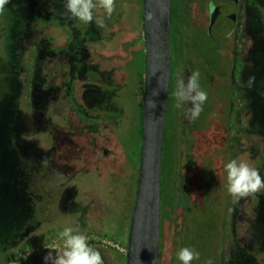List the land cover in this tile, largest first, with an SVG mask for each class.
I'll return each mask as SVG.
<instances>
[{
  "label": "rangeland",
  "instance_id": "1",
  "mask_svg": "<svg viewBox=\"0 0 264 264\" xmlns=\"http://www.w3.org/2000/svg\"><path fill=\"white\" fill-rule=\"evenodd\" d=\"M28 2L31 3L10 0L0 14V257L4 247L36 230L39 236L29 237L3 264L10 263L11 258L24 249L30 254H22L20 262L13 264H28L32 255L48 243L55 244L57 251H63L59 246L60 233L71 227L73 234L85 232L109 237L113 241L111 245L93 239L87 243L101 253L104 264H126L123 249L127 246L137 183L146 65L142 0H115L111 17H107L102 8L94 9L95 16L104 18L103 27L70 18L71 14L66 21L55 20L59 28L54 34L57 43L51 53L56 51V57L67 60L55 64L59 77L53 82L56 88L61 78L67 77L69 92L64 100L57 88V96L48 103L53 112L43 123L42 118L39 122L30 113L28 84L32 85L31 81L49 70V64L42 69V61L49 59L43 54L44 43L34 40L30 47L28 45L33 31V9ZM185 36L190 38L189 50L198 51L194 56L198 59L196 71L200 73L199 84L207 93V100L196 119L198 142L195 144L191 139L195 156H192L194 165L188 170L185 153L193 144L184 140V103L177 108L175 96L176 82L184 68V30L180 28L176 40L170 41L171 55H176L174 58L179 64L171 71L165 122L163 155L168 167L165 187L171 198L175 182L177 191L188 178H195L196 184L190 186L182 198L179 196L180 203L175 204L166 263L182 264L178 252L184 248L185 232V247L200 254L191 264H207L208 261L225 264L230 255L223 252V237L229 230L224 216L225 209L234 200L228 192L225 165L233 158L230 152L220 154L215 134L206 128L212 110L208 85L219 77L228 79L229 73L224 68V72L214 74V64L211 69L206 66L203 59L223 58L208 54L205 46L209 48V42L199 38L197 29L186 26ZM83 55H87V59ZM49 85L48 93L55 89ZM219 90L222 98L219 121L223 124L229 117V91ZM42 101L39 98V106L44 107L45 99ZM19 105L25 109V121L16 116ZM205 112H208L206 116ZM177 113L182 120L179 124ZM92 118L97 119L96 124ZM258 128L264 131V127ZM63 139L69 144L68 152L63 151L67 146L60 141ZM37 153L41 157H37ZM27 163L32 165L26 166ZM38 222H42L38 229L33 228ZM255 231L259 234L258 243L264 245L262 220L255 221L254 225L252 222L249 236ZM240 260L247 264L245 258Z\"/></svg>",
  "mask_w": 264,
  "mask_h": 264
},
{
  "label": "flooded vegetation",
  "instance_id": "2",
  "mask_svg": "<svg viewBox=\"0 0 264 264\" xmlns=\"http://www.w3.org/2000/svg\"><path fill=\"white\" fill-rule=\"evenodd\" d=\"M27 1H31L27 4L33 9V31L28 45L34 43V40L36 43H43L46 38L48 44H54L56 40L51 33L53 28L55 30L57 27L54 23L55 20L59 23L66 21V17L70 15L66 10L65 0ZM225 21L232 25V30L229 32L231 35L229 36V33L218 36L212 35L211 25L213 22L221 24ZM186 26H193L195 30H198L200 39L208 40L209 43L207 44L210 47L206 48L205 46L208 54H212V57L223 58L203 59L206 66L211 69L214 64V74L224 72V68H227L229 73L228 79L219 77V80L208 85L211 92L209 98L212 102V110L209 113L211 117L209 116V125L206 129L209 133L215 134V144L220 149L221 155L230 152L233 159L243 161L242 159L245 158V161L256 168L264 177V131L259 130V128L256 129L257 126L264 127V0H171L169 43L172 38L176 40L180 28L182 31L184 30V59L182 60L184 68L179 81L185 82L191 72L197 70L198 60L194 59L198 51L189 50L191 49V42L190 38L185 36ZM42 47L44 48V46ZM57 55L54 52L49 54V59H52V63H55L56 66L59 60ZM175 56L171 55V71L178 68L179 61L174 58ZM56 66L53 70L55 74L57 72ZM252 76L255 77V85L249 84V77ZM222 88L229 91L227 99L229 117L223 124L219 121L222 112V98L219 89ZM190 106V104L184 103V140L191 144V139H193L196 144L198 142L195 133L196 120L191 121L186 117L187 109ZM207 114L208 112L204 113L205 116ZM177 117L179 124L182 120L179 114ZM222 128L223 133L220 132ZM194 142L189 152L185 153L188 170H191L194 165V158L192 157L195 156ZM181 156L184 157V154ZM195 184V178H188L178 192L183 195L190 186H195ZM176 187L175 182L174 188L176 189ZM178 192L175 191L177 195ZM230 199L234 198L231 197ZM262 202H264V189L248 197L239 200L234 199L233 204L231 203V206L225 209V225H228L229 230L223 237L225 240L223 252L224 255L226 253L230 255V259L225 264H242V260H240L242 258H245L247 264H264V245L258 243L259 234L255 231V233H251L252 237L249 236V226L252 222L253 225L255 221L262 220L264 222ZM41 223L38 222V224L33 225V228L38 229ZM162 226L161 218L160 251L165 239L169 246L171 224L166 227L164 238L162 237ZM39 234V230H36L30 234V237H38ZM250 238H252L253 244ZM185 241L184 232V247ZM59 252L62 251H54L53 255ZM48 253L49 251L45 250L37 251L32 255L29 264H45L44 257Z\"/></svg>",
  "mask_w": 264,
  "mask_h": 264
},
{
  "label": "water",
  "instance_id": "3",
  "mask_svg": "<svg viewBox=\"0 0 264 264\" xmlns=\"http://www.w3.org/2000/svg\"><path fill=\"white\" fill-rule=\"evenodd\" d=\"M142 13L146 65L141 102V144L126 264H158L161 242L163 145L171 78V0H142ZM231 30L232 25L227 21L211 25L214 36ZM157 90L159 95H154Z\"/></svg>",
  "mask_w": 264,
  "mask_h": 264
},
{
  "label": "clouds",
  "instance_id": "4",
  "mask_svg": "<svg viewBox=\"0 0 264 264\" xmlns=\"http://www.w3.org/2000/svg\"><path fill=\"white\" fill-rule=\"evenodd\" d=\"M10 0H0V14H3L5 6ZM66 10L71 14L70 18H77L86 23L94 22L98 27L104 26V18L94 15V9L102 8L107 17H111L115 10V0H66ZM151 19V16L148 17ZM231 34L229 33V36ZM200 73L193 71L188 76L187 81H179L175 96L177 98L176 107L183 103L191 106L187 109L186 117L195 121L203 111V104L207 100V93L200 88ZM255 77H249V84L254 83ZM154 95H159V91H154ZM228 181V192L235 199L239 200L259 193L264 189V177L259 171L250 166L245 161L232 159L225 165ZM74 229L66 227L60 236L64 239V250L53 255L49 251L44 257L45 264H104L101 253L89 247L87 238L81 234H73ZM199 252L194 249L184 247L178 252V259L182 264H191L194 259H199ZM207 264H211L208 261Z\"/></svg>",
  "mask_w": 264,
  "mask_h": 264
},
{
  "label": "trees",
  "instance_id": "5",
  "mask_svg": "<svg viewBox=\"0 0 264 264\" xmlns=\"http://www.w3.org/2000/svg\"><path fill=\"white\" fill-rule=\"evenodd\" d=\"M83 56H84V58L87 57V55H83ZM62 60H67V59H59V62H61ZM64 63H66V62L64 61ZM38 74H39V72H38ZM72 80H75V78L72 79ZM31 82H32V85L30 83H29L30 85L28 84V89L30 88V91H31V92L28 93V96L30 97V102H28V106L32 107L30 113L33 114L34 116H36V119L37 120L39 119V122H41V120H40L41 118H42V123L43 122H47V119L49 118V116H51L50 113L53 112V110L48 107L49 100L51 98H53L54 96H57V93H56L57 88H58V92H59V89H60V93L62 95V99L66 100L65 99L66 95L69 92L70 79H67V77H64V78L62 77L61 78V82L56 87V89L51 90L49 93L46 92V87L48 86V84H50L49 86H52V88L53 87L55 88V84H54V82H53V80L51 78L45 79V76H43L42 74H39L38 77L35 80L31 81ZM37 95L39 96L41 101H42V98L45 99L46 105H44V107L39 106V98L37 97ZM20 96H21V93H20ZM72 101H73V99H72ZM42 102H44V101H42ZM36 104H37V106H36ZM18 109H19V115L16 114V116L18 118H20V119L22 118V120H24L25 117H23V115H24L23 113L25 112V109L24 108L22 109V106L20 107V105H19ZM48 111H49V113H48ZM46 114H47V116H46ZM92 121H93L94 124H96L97 119L94 120V118H92ZM66 123H68V125L70 124V122L68 120H66ZM37 125H39V124H37ZM60 141H62L64 143L65 139L60 140ZM60 141H59V143H60ZM25 144H27V142H25ZM64 144H66L67 146H66V149H64L63 151L64 152L65 151L68 152V150L70 149L68 147L69 144L67 142H65ZM63 151L61 153H63ZM37 157H41V155L39 156L38 153H37ZM32 160L34 161V163L36 162V159L30 158V161H32ZM39 162H41V160H38V163ZM55 162H56V160L52 161V166L54 168L56 167ZM31 165H32L31 163H27L26 164V166H31ZM167 170H168L167 160L166 161L164 160V155H163V163H162V195H161V218H162V224H163V226H162L163 227V231H162V237L163 238L166 235V227H168L171 224L172 214L175 211V204H176V202L177 203L179 202V196H181V198L183 196L180 192H178L175 188H173L172 196L170 198V194H169L170 191H168L167 188L165 187L166 186L165 185V183H166L165 176L168 178V176L166 175ZM175 191L178 192V195L175 193ZM175 197H176V199H175ZM30 229H31V227H30ZM29 237H30V235L27 236V237H22V239H20L17 243L15 242L11 246L4 247L3 248L4 253L0 257V264H3L5 261L10 259V257L15 252V250L23 242H25L27 239H29ZM168 255H169V246L167 244V240L165 239L163 241L162 245H161L159 264H167L166 262H167V256Z\"/></svg>",
  "mask_w": 264,
  "mask_h": 264
},
{
  "label": "built area",
  "instance_id": "6",
  "mask_svg": "<svg viewBox=\"0 0 264 264\" xmlns=\"http://www.w3.org/2000/svg\"><path fill=\"white\" fill-rule=\"evenodd\" d=\"M81 235H84L86 238H87V242L90 240V239H93L95 241H98V242H101V243H104V244H107V245H111L113 243V241L109 238V237H106L105 235H93V234H90L88 235V233H80ZM60 243V248H64L65 245H64V240H62L61 238V241L59 242ZM115 246H119L118 243H115ZM56 246L55 244H52V243H48V244H44L43 245V248L42 250H45V251H51V252H54V251H57L59 249H55ZM119 248V247H118ZM122 250V249H121ZM124 253L126 254L127 252V246L123 249ZM26 255V254H30V252L26 249H24L23 251H19L18 252V256H14V258H19L17 261L13 258H11V262L8 263V264H13L14 262H20L21 260V255ZM31 260V259H30ZM30 262V261H29ZM29 264V263H28Z\"/></svg>",
  "mask_w": 264,
  "mask_h": 264
},
{
  "label": "crops",
  "instance_id": "7",
  "mask_svg": "<svg viewBox=\"0 0 264 264\" xmlns=\"http://www.w3.org/2000/svg\"><path fill=\"white\" fill-rule=\"evenodd\" d=\"M58 28L59 27H55V30H54V33L52 32L51 34L52 35H54L56 32H57V30H58ZM47 38L44 40V44H45V46H44V53L43 54H45L46 56H47V59H49V54L51 53V49L54 47V45H56L55 43L53 44V43H50V44H48L47 42ZM29 47H30V45H29ZM55 53H56V51H55ZM58 59H60V58H58ZM52 59H49L48 61L46 60V59H44L43 61H42V69H43V66L44 65H46V64H49L48 66V68H49V70L47 71V72H44L42 75L43 76H45V77H49V78H51L52 80L53 79H55L56 78V74L54 73V71L53 70H55L54 69V64L52 63V61H51ZM58 62H59V60H58ZM40 66V65H39ZM57 77H59V75L57 76ZM56 89V88H55Z\"/></svg>",
  "mask_w": 264,
  "mask_h": 264
}]
</instances>
